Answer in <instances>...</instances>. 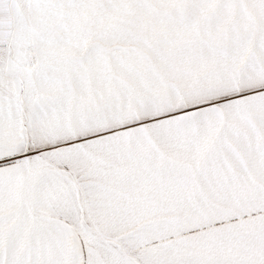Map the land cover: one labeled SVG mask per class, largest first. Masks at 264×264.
I'll list each match as a JSON object with an SVG mask.
<instances>
[{
    "label": "snow or ice",
    "instance_id": "1",
    "mask_svg": "<svg viewBox=\"0 0 264 264\" xmlns=\"http://www.w3.org/2000/svg\"><path fill=\"white\" fill-rule=\"evenodd\" d=\"M0 264H264V0H0Z\"/></svg>",
    "mask_w": 264,
    "mask_h": 264
}]
</instances>
